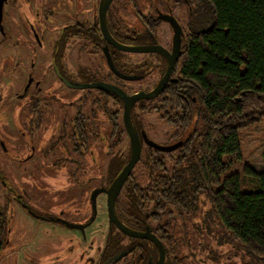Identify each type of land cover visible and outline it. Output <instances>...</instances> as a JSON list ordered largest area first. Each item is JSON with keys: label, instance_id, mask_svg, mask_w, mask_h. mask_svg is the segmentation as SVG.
Listing matches in <instances>:
<instances>
[{"label": "flooded vegetation", "instance_id": "1", "mask_svg": "<svg viewBox=\"0 0 264 264\" xmlns=\"http://www.w3.org/2000/svg\"><path fill=\"white\" fill-rule=\"evenodd\" d=\"M18 1L20 0H14L12 5L15 10L18 8ZM184 1L113 0L108 6L106 21L108 32L118 44L116 45L105 37L101 27V0H24L30 3L27 7L31 6L32 17L37 22V25L32 24L34 40L38 41L35 36L40 38L42 35L52 52L51 70L43 79V84L42 81L35 82L31 76L28 80H32H26L23 93L18 95L21 102L22 99L29 98V105L25 107L29 114L28 130L31 134H38L44 123L46 125L43 132L48 127H56L51 134L53 139H48L41 149V159L50 162L51 167L63 166L66 174L70 176L78 173L87 176L89 173L81 187L92 188L89 200L93 212L79 219L81 223H76L67 219L65 212L58 217L44 216L27 206L21 196H16V200L37 219L61 224L85 234L87 228L97 219V198L100 194H105L108 229L104 242L99 244L96 257L89 259L90 264H156L159 259V249L155 243L147 238L131 237L110 221L108 191L127 165L132 153L131 140L124 124L125 101L120 91L128 97L152 92L162 81L169 67L168 60L159 52H131L125 50V47H160L173 55L176 29L168 20L171 18L177 22L181 34L179 54L168 83L157 97L137 100L131 111L133 125L142 143L141 157L136 166L143 160L146 172L142 177H138L134 173L136 166L134 167L116 199V212L118 218L129 228L140 233L150 230L162 242L165 249L164 264H181L184 259V256L179 258L183 246L177 244V236L173 230L174 221H168L167 217L162 222L151 218L146 220L145 215L139 217L130 211L127 198L129 187L134 181H138L141 187L153 184V175L147 165L150 160L147 157L149 148L160 152L166 162L172 159L171 168L167 163L172 175L174 159L178 157L183 145L181 140H175L180 129L162 118L166 111L162 110L161 101L169 85L179 79L177 69L190 33L191 8ZM181 8L185 10L188 18L185 25L177 16V10L180 11ZM15 15L20 14L15 11ZM50 19L55 30L48 27ZM162 25L170 31L169 44L164 43L166 33L161 34L164 31ZM90 84H104L105 89L89 87ZM49 87L51 90H48ZM56 92H59L61 98ZM153 114L160 122L174 129V134L163 146L180 144L178 148L168 152L146 144L143 132L152 140L149 132L153 131L154 124L149 121L148 116L152 117ZM126 138L129 139V146L124 150L122 145ZM173 152H176L175 157L170 156ZM104 159L108 161L105 174L102 175L99 160ZM96 173L100 177H97ZM3 180L5 177L0 173V181ZM92 184L94 186L89 188ZM148 210L145 209V212ZM166 222L170 224L173 236L170 246L154 231V228L165 225ZM186 244L190 245L189 241ZM202 246L200 249L204 254V244ZM192 250L189 254L194 258L197 253ZM203 257L198 262L207 264Z\"/></svg>", "mask_w": 264, "mask_h": 264}, {"label": "trees", "instance_id": "2", "mask_svg": "<svg viewBox=\"0 0 264 264\" xmlns=\"http://www.w3.org/2000/svg\"><path fill=\"white\" fill-rule=\"evenodd\" d=\"M184 3L191 16L180 76L161 101L162 118L180 129L175 140L183 145L172 175L164 156L147 150L153 184L130 185V211L160 222L201 214L197 227L203 233L216 222L224 229L214 235L218 249L223 247L208 253L212 263L264 264V172L245 167L256 181L250 190L243 188L238 172L229 173L243 159L241 131L264 120V0ZM169 225L154 231L170 246ZM6 226L0 203V253Z\"/></svg>", "mask_w": 264, "mask_h": 264}, {"label": "rangeland", "instance_id": "3", "mask_svg": "<svg viewBox=\"0 0 264 264\" xmlns=\"http://www.w3.org/2000/svg\"><path fill=\"white\" fill-rule=\"evenodd\" d=\"M13 4L14 0H7L4 5L2 20L4 33L0 34V173L5 177V180L0 181V203L5 208L7 220L5 246L0 253V264H90L89 259L96 257L99 244L102 245L104 242L108 229L105 194H100L97 198V219L87 228L85 234L61 224L37 219L16 200V196H21L22 201L38 214L58 217L65 212L67 219L81 223L79 219L93 212L89 193L94 184L90 185L91 189H87V186L81 187L89 173L87 176L80 173L70 176L66 174L63 166L51 167L50 162L41 159V149L48 139H53L51 134L56 127H48L43 132L46 125L44 123L38 134H31L28 130L29 114L25 109L29 105V98L26 97L21 102L18 95L23 93L26 80L31 76L35 82L42 81L43 84V79L51 70L52 52L42 35L40 38L35 36L38 41L34 40L32 24L37 25V22L32 17L31 6L27 7L30 3L20 0L17 2L16 10ZM15 11L20 15H15ZM177 16L185 25L188 18L183 8L177 10ZM51 24L50 19L48 27L55 30ZM162 28L164 31L161 34L166 33L164 43L167 44L170 31L165 25H162ZM55 94L61 98L59 92ZM151 116H148L149 121L154 124L153 131L149 132L151 139L164 145L174 134V129L160 122L155 114ZM240 140L243 159L235 168H231L229 173L238 172L243 188L250 190L256 181L244 173L245 167L264 172V120L243 129ZM128 146L129 139L126 138L122 147L126 150ZM170 156L175 157L176 152ZM107 161L99 160L102 175L105 174ZM167 163L171 168L172 159L167 160ZM145 172L146 167L142 160L134 173L142 177ZM97 177H100L99 174ZM174 216L172 220L174 234L177 236V244L183 246L179 256V258L184 256L181 264H202L198 260L200 261L203 256L204 262L215 264L207 256L208 253L219 252L223 247L220 245L218 249L214 235H220L224 229L216 222L211 223L209 230L203 233L197 227L201 221V214L194 219L191 216L185 218ZM187 241L190 243L188 246ZM202 244L206 247L204 254L199 251ZM192 249L197 253L194 258L189 254ZM240 257H243L242 253ZM226 258L223 255L220 259ZM238 259L233 260L239 261Z\"/></svg>", "mask_w": 264, "mask_h": 264}, {"label": "water", "instance_id": "4", "mask_svg": "<svg viewBox=\"0 0 264 264\" xmlns=\"http://www.w3.org/2000/svg\"><path fill=\"white\" fill-rule=\"evenodd\" d=\"M6 1L7 0H0V28L3 32H4V28L2 25V20H3L4 5H5ZM112 1L113 0H101L100 24H101V27L103 29L105 37L109 41H111L112 43L118 45L114 41L112 36L109 34L108 29H107L106 14H107L108 6L111 4ZM168 20L171 22V24L176 29V37H175V42H174V50L175 51H174L173 55L166 53L165 49H162L160 47L159 48L125 47V50L131 51V52H143V53L152 52V51L159 52L166 57V59L168 60V63H169V67H168V70H167L166 74L164 75L162 81L159 83V85L152 92L140 93V94L133 95L132 97H128L120 91V94L122 95V97L125 101L124 124H125L126 130L129 134V137L131 140L132 153H131V157H130L127 165L121 171V173L116 178V180L114 181V183L112 184V186L110 187V189L108 191V213H109L110 221L114 222L116 224V226L122 232H124L125 234H127L131 237L147 238V239L151 240L153 243H155L159 249V259L156 262V264H164L165 249H164L162 242L155 235H153L150 232V230H148L146 233H140V232L134 231L133 229L126 226L118 218V215L116 212V199H117L118 195L120 194V191H121L124 183L126 182L128 176L131 174L132 170L134 169L137 162L139 161V159L141 157V153H142L141 139H140V136H139L138 132L136 131V129L133 125L132 119H131V111H132L133 104L137 100H140V99H147V100L153 99V98L157 97L165 89L166 84L168 83V80H169V76L171 75V73L173 71L175 61H176L178 54H179L180 34H181V31L179 29L180 27H178V24H176L177 22L175 21V19L171 18ZM80 87H82V86H80ZM89 87H96V88L105 89L104 84H90ZM143 137H144V141L146 142L147 145H149V146H151L157 150H161V151H168V152L173 151L176 148H178L180 145V144H176V145H172V146L159 145L158 143L150 140L145 132H143ZM22 207L25 208L24 205H22Z\"/></svg>", "mask_w": 264, "mask_h": 264}]
</instances>
